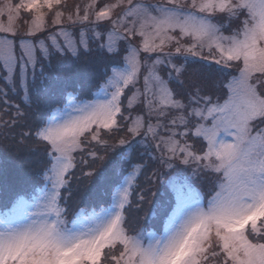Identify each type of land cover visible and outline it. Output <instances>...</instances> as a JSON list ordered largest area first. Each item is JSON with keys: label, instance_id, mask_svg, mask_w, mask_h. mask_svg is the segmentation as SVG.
Listing matches in <instances>:
<instances>
[{"label": "snow or ice", "instance_id": "obj_1", "mask_svg": "<svg viewBox=\"0 0 264 264\" xmlns=\"http://www.w3.org/2000/svg\"><path fill=\"white\" fill-rule=\"evenodd\" d=\"M0 154V264H264V0H0Z\"/></svg>", "mask_w": 264, "mask_h": 264}, {"label": "trees", "instance_id": "obj_2", "mask_svg": "<svg viewBox=\"0 0 264 264\" xmlns=\"http://www.w3.org/2000/svg\"><path fill=\"white\" fill-rule=\"evenodd\" d=\"M0 159H8L7 154H0ZM9 176L8 179L11 181L17 174L23 175L27 172L26 166L23 164L22 161H13L9 159ZM161 194L159 197V205L163 206L167 200V193L164 191L163 188L160 190ZM98 203L97 199H88L86 198L85 201L82 203V206L87 207L89 210H91L93 207H96ZM103 206V205H101ZM153 221L151 220L149 223L145 225L146 228L150 229L152 227Z\"/></svg>", "mask_w": 264, "mask_h": 264}, {"label": "rangeland", "instance_id": "obj_3", "mask_svg": "<svg viewBox=\"0 0 264 264\" xmlns=\"http://www.w3.org/2000/svg\"><path fill=\"white\" fill-rule=\"evenodd\" d=\"M69 2H71V0H69ZM144 2H146V3H156V2H158V0H144ZM205 62L204 61H198V64L197 65H193V67H197L199 64H204ZM160 194H161V192H159L158 194H157V196L155 197V199H156V201H157V204L159 205V197H160ZM89 210V209H88ZM97 210H99V208H97ZM89 211H91V210H89ZM71 219H73V217H71V216H69V220H71ZM152 219L151 218H149V221H148V223L151 221ZM69 226H71V224H69ZM151 229V228H150ZM161 230H162V226H161Z\"/></svg>", "mask_w": 264, "mask_h": 264}]
</instances>
